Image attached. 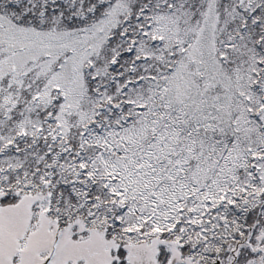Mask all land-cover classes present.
<instances>
[{
	"label": "snow or ice",
	"instance_id": "6c2138e0",
	"mask_svg": "<svg viewBox=\"0 0 264 264\" xmlns=\"http://www.w3.org/2000/svg\"><path fill=\"white\" fill-rule=\"evenodd\" d=\"M0 264H264V0H0Z\"/></svg>",
	"mask_w": 264,
	"mask_h": 264
}]
</instances>
